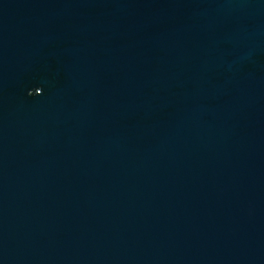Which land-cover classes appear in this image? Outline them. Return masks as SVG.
Returning a JSON list of instances; mask_svg holds the SVG:
<instances>
[{
	"label": "water",
	"instance_id": "water-1",
	"mask_svg": "<svg viewBox=\"0 0 264 264\" xmlns=\"http://www.w3.org/2000/svg\"><path fill=\"white\" fill-rule=\"evenodd\" d=\"M0 264H264V0H0Z\"/></svg>",
	"mask_w": 264,
	"mask_h": 264
}]
</instances>
